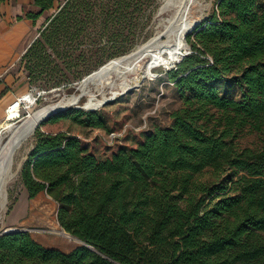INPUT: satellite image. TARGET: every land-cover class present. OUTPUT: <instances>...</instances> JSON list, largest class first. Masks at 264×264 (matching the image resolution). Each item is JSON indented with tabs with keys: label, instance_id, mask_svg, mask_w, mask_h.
Here are the masks:
<instances>
[{
	"label": "trees",
	"instance_id": "1",
	"mask_svg": "<svg viewBox=\"0 0 264 264\" xmlns=\"http://www.w3.org/2000/svg\"><path fill=\"white\" fill-rule=\"evenodd\" d=\"M54 1L33 0L40 10L27 17ZM151 1L115 0L112 15L123 24ZM77 5L50 21L51 38L101 19L94 10L78 19L95 3ZM194 32L193 51L170 73L184 102L169 127L128 128L134 114L119 97L93 111L70 107L37 131L21 171L29 198L46 191L63 231L94 249L0 233V264H264V146L234 142L246 129L264 135V0H219ZM208 168L225 178L197 181Z\"/></svg>",
	"mask_w": 264,
	"mask_h": 264
},
{
	"label": "rangeland",
	"instance_id": "2",
	"mask_svg": "<svg viewBox=\"0 0 264 264\" xmlns=\"http://www.w3.org/2000/svg\"><path fill=\"white\" fill-rule=\"evenodd\" d=\"M68 1L55 0L50 10L43 11L37 20H33L32 26L22 41L19 53L13 55L7 66L0 71V82L7 85L5 92L8 93V99L11 101L25 91L34 90L37 101L30 108L22 110V118L42 106L58 103L72 95L79 94L80 90H77V86L85 77L109 61L131 53L137 46L155 37L163 29L161 18L169 16V13L158 14L161 0H153L150 4L143 5L141 11L134 10L137 6L131 7L129 9L131 14L122 24L121 21H117L118 17L115 15L119 12L112 15L113 11L118 8L115 0H90L95 3L92 5L94 7L91 10L89 7L86 10L79 8L82 16L80 18L76 16L78 19L91 15L93 10L96 12L93 18L104 19L109 12L112 15L110 21H115L116 25L110 21L105 24L101 19L90 22L85 27L79 22H73L67 32L54 34L51 38L53 28L49 29V23ZM218 1L203 0L208 7L203 13L198 12L195 15L201 22L199 25L208 21L217 10ZM77 3L78 0H70L68 10H73V6H78ZM76 9L78 7H74V10ZM33 10L38 12L40 9L34 8ZM28 13L24 12L21 18L27 19ZM81 27L82 30H80ZM118 30L123 34L114 36L112 33H119ZM194 34L195 32L192 31L187 36L189 45L187 52L190 51V53L193 51L190 41L194 40ZM173 70L156 67L153 73L157 74V77L145 78L140 86L117 95V98L121 97L124 104L129 106L134 114L126 125L128 128L150 132L172 124L173 112L179 109L184 102V95L178 92L171 79L170 73ZM135 76L136 74L129 75L130 78ZM92 91L101 97L95 89ZM39 92L41 94H38ZM107 95L110 96L109 91ZM187 95L188 93L185 94ZM86 101L87 95H84L79 105H85ZM21 119L8 120L5 117L0 123V128L6 120L19 124ZM48 119L37 126L31 139L22 145L21 150H18L15 167L17 178L15 177L8 184V202L2 216L0 215V233L11 232V230L27 231L34 239L48 248L70 252L82 246L83 243L63 231L57 218L58 202L46 191L30 199L21 178L22 168L35 146L37 131L45 130L44 123ZM8 134H5L4 141L8 139ZM234 142L238 148L257 149L264 146V135L246 129ZM225 176L226 174L215 173L213 169L208 168L197 174L195 179L207 182L212 187L220 183ZM226 184L231 186L232 182L228 181Z\"/></svg>",
	"mask_w": 264,
	"mask_h": 264
},
{
	"label": "bare ground",
	"instance_id": "3",
	"mask_svg": "<svg viewBox=\"0 0 264 264\" xmlns=\"http://www.w3.org/2000/svg\"><path fill=\"white\" fill-rule=\"evenodd\" d=\"M207 7L208 5H205L203 0H161L158 14L169 13V16L161 18L163 29L148 42L137 46L124 58H115L85 77L79 83L80 90L87 95L85 105L99 107L103 99L109 97L107 91L110 92V96H114L140 86L145 78L157 76L153 73L156 67H164L167 70L175 69L178 61L189 48L188 34L199 22L195 15L198 12L203 13ZM131 74H136V76L130 78ZM92 89H95L101 97L95 95ZM27 98L29 103H33L36 95H29ZM77 104H79L78 96L72 95L59 103L42 106L23 117L19 124L7 120L2 124L0 128V215L7 207L8 184L17 176L15 167L18 150L31 139L36 125L43 117L66 105ZM16 114L12 112L8 120ZM7 133H9L8 139L4 141Z\"/></svg>",
	"mask_w": 264,
	"mask_h": 264
},
{
	"label": "crops",
	"instance_id": "4",
	"mask_svg": "<svg viewBox=\"0 0 264 264\" xmlns=\"http://www.w3.org/2000/svg\"><path fill=\"white\" fill-rule=\"evenodd\" d=\"M34 8L37 9L38 7L33 4V0H5L0 2V71L7 66L13 55L19 53L22 41L33 24L32 19L19 18L23 17L24 12L34 11ZM6 87V84L0 82V123L6 117L7 106L14 100L8 99V93L5 92ZM25 93L26 91L18 96Z\"/></svg>",
	"mask_w": 264,
	"mask_h": 264
},
{
	"label": "water",
	"instance_id": "5",
	"mask_svg": "<svg viewBox=\"0 0 264 264\" xmlns=\"http://www.w3.org/2000/svg\"><path fill=\"white\" fill-rule=\"evenodd\" d=\"M200 23H201L200 21H199L198 23H196V24L193 26L192 31H194L195 29H197ZM136 48H137V47H136ZM189 53H190V51H188L187 53H185V54L182 56V59L178 61V63H177V65L175 66V68L178 67L179 63H181V61H183V59H184ZM125 56H126V54L122 55V56L119 57V58H124ZM77 90H80V85L77 86ZM127 91H128V90H127ZM127 91H124V92H122L121 94H124V93L127 92ZM84 95H85V93H84L82 90H80V93L77 94V96H78V101H80V100L83 98ZM95 95H98V94H95ZM116 98H117V95L109 96V97L103 99V101H102V103L100 104L99 107H95V108H90V107H87L86 105H83V106H82V105H79V104H77V105H66V106H64L63 108H61V109H59V110H57V111H55V112H53V113L48 114L46 117H43V118L38 122V124L36 125V127H35V129H34V132H35L37 126H38L39 124H41L43 121H45L47 118H49L50 116H52V115H54V114H57V113H59V112L65 111V110L69 109L71 106H73V107H75V108H77V109H86V110H92V111H93V110H97V109L101 108L103 105H105V104L108 103V102H111V101L115 100ZM58 103H59V102H58ZM17 231H18V230H11V232H17ZM65 231H66V230H65ZM66 232H67V231H66ZM5 233H8V232H5ZM67 233H68V232H67ZM69 234H70V233H69ZM78 239H79V238H78ZM79 240L83 243L84 246H87V247L90 248V249H94L92 246L88 245L87 243H85V242L82 241L81 239H79Z\"/></svg>",
	"mask_w": 264,
	"mask_h": 264
},
{
	"label": "built area",
	"instance_id": "6",
	"mask_svg": "<svg viewBox=\"0 0 264 264\" xmlns=\"http://www.w3.org/2000/svg\"><path fill=\"white\" fill-rule=\"evenodd\" d=\"M34 94V90H30L29 92H26L25 94L16 97L11 104H9L5 110L6 112V119L11 115L12 112L17 113L14 117H12V120H18L22 118V110L23 109H28L30 108L32 105H34L37 101V97L35 99V101L33 103H29L28 102V96L29 95H33ZM38 94H41L40 92ZM27 98V99H26ZM136 130H141V129H136ZM122 133H113L111 135V138H114L115 136H120Z\"/></svg>",
	"mask_w": 264,
	"mask_h": 264
}]
</instances>
